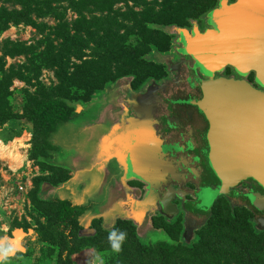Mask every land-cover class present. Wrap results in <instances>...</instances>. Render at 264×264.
Segmentation results:
<instances>
[{"label":"rangeland","instance_id":"rangeland-1","mask_svg":"<svg viewBox=\"0 0 264 264\" xmlns=\"http://www.w3.org/2000/svg\"><path fill=\"white\" fill-rule=\"evenodd\" d=\"M216 1L0 0V264H264V229L243 208L220 202L199 227L177 216L136 231L110 215L108 181L60 182L69 157L52 141L78 111L124 101L129 82L176 71L180 29ZM56 116L69 118L50 132ZM82 183L83 227L55 204L82 205Z\"/></svg>","mask_w":264,"mask_h":264},{"label":"flooded vegetation","instance_id":"flooded-vegetation-1","mask_svg":"<svg viewBox=\"0 0 264 264\" xmlns=\"http://www.w3.org/2000/svg\"><path fill=\"white\" fill-rule=\"evenodd\" d=\"M219 1L215 2L212 9L218 7ZM234 1L226 0L227 3ZM208 19L206 15L205 22L201 23L202 19L198 18L189 29H183L191 31L196 27L202 32L212 28ZM179 42L178 53L183 58L177 60L176 71L169 72L171 74L161 79L152 80L145 88L133 86L129 82L123 87L124 101L114 102L112 109L113 114L123 115L122 118L118 117L116 130L121 137L130 139L127 145L133 151L131 159L133 156L136 159L140 156L138 161H142L140 165V161L134 164L129 160L127 166L129 169L125 185L132 189L135 202L133 204L138 208V212L143 213L146 209L147 214H152L150 220L153 224L179 216V223L187 220L185 223L189 230L191 227H199L218 203L225 202L246 210L260 227L264 222V208L258 210L249 201L248 194L264 196V189L256 182L259 181L258 178L254 177V172L264 168L260 161V152L264 151V146L261 147V137L257 136L259 121L251 114L232 115L234 111L226 108L220 147L223 156L219 166L228 180L233 179L230 177V166L234 168V173L243 172L241 168L245 167L251 170V175L244 174L234 187L229 188L228 193L212 198L208 210L205 209L208 205L199 200L198 194L201 191L215 190L220 185L221 180L215 170L217 160L214 157L217 142L212 110L206 115L197 105L202 98L203 76L198 72L194 60L181 51V40ZM219 75L224 78L246 79L252 86L258 87L253 71L243 77L231 66L226 65ZM209 105L213 108V103L209 102ZM100 108L101 106L97 105L95 111ZM150 128L156 136L155 139L150 136ZM160 148L163 150L160 151ZM168 150L170 153H167ZM230 151L235 153L232 160L228 158ZM240 153L243 154L242 157ZM156 162L157 166L164 164L173 172L172 179L155 176L151 165ZM164 196L172 204L169 211L175 213L166 214L162 210L161 199ZM135 213L127 209L121 215L136 231L143 230ZM168 221L173 222L174 219Z\"/></svg>","mask_w":264,"mask_h":264},{"label":"water","instance_id":"water-1","mask_svg":"<svg viewBox=\"0 0 264 264\" xmlns=\"http://www.w3.org/2000/svg\"><path fill=\"white\" fill-rule=\"evenodd\" d=\"M207 15L208 23L212 28L202 32L196 27L191 31L180 29L179 33L181 51L194 60L198 72L203 76L202 98L197 105L206 115L208 111L213 112L217 142L214 155L217 160L215 170L221 181L217 189H206L198 194L200 202L210 205L212 198L228 193L229 188L234 187L239 182L238 180L244 177V174L251 175L249 172L251 170L245 167L241 168L244 173H234V168L230 166V177L233 179L228 180L225 179L219 167L221 156H223L220 147L222 146V123L226 108L234 111L232 115L237 113L241 116L244 114L255 116L259 121L257 123V136L261 137L259 144L261 147L264 146V0H235L231 3L220 0L218 7L210 10ZM226 65L231 66L243 77L253 71L258 87L252 86L246 79L220 76V70ZM209 102L213 103V108ZM227 114H229L228 110ZM149 132H151L150 136L155 139L156 136L153 135L151 128ZM161 150L163 148H160ZM167 153H170V150ZM260 153V161L264 166V151ZM234 156L235 153L228 152L229 160H232ZM150 159L153 160L152 157ZM255 161L257 162L256 159ZM157 165L158 162L151 165L155 176L172 179V171L164 164ZM254 173V177L259 180L256 182L264 189V168ZM248 198L258 210L264 208V196L248 194ZM161 208L166 214L175 213L169 211L165 196L161 199ZM260 228L264 229V222Z\"/></svg>","mask_w":264,"mask_h":264},{"label":"crops","instance_id":"crops-1","mask_svg":"<svg viewBox=\"0 0 264 264\" xmlns=\"http://www.w3.org/2000/svg\"><path fill=\"white\" fill-rule=\"evenodd\" d=\"M114 100L115 98L111 94L104 104L102 102L99 104L101 106L99 110L95 111L94 109L89 114L83 113L88 112V108L78 111L73 119L61 124L62 132L59 138L54 135L53 143L62 149L63 154L65 152L67 158L69 157V164L67 165L69 176L62 181L64 183L62 184L68 185L70 181L82 182L86 177L94 179V181H108V191L112 196L111 202H113V205L111 202L109 205L112 218L114 220L117 218L124 219L121 214L128 209L132 213L136 212L135 215L139 219L141 228H151L150 218L152 214H147L146 209L143 208H140L144 210L143 213L138 212V208L133 204L132 189L125 185L129 160L134 164L140 161V165L142 161H138L140 156L138 159L134 156L131 159L133 151L127 145V141L130 139L121 137L116 130L118 117L122 118L123 115L113 114ZM60 160L61 165L66 166L65 160L63 158ZM83 185L84 183L82 186L77 185L75 190L81 195L84 193ZM126 189L129 191L127 192ZM83 196H79V199L77 197L73 199L74 202L82 203L80 206L84 207V212L77 220L81 227L84 224L82 220L87 218L88 213L93 210L91 206L87 205L89 197L87 199L85 195ZM69 202L73 204L70 200ZM96 207H98L97 201L94 202V208ZM101 223L103 224V221Z\"/></svg>","mask_w":264,"mask_h":264},{"label":"trees","instance_id":"trees-1","mask_svg":"<svg viewBox=\"0 0 264 264\" xmlns=\"http://www.w3.org/2000/svg\"><path fill=\"white\" fill-rule=\"evenodd\" d=\"M27 5L32 6V3H28ZM28 6H26V8ZM132 58L136 59V56L132 57ZM56 117H58V118H56ZM56 117L54 119H51V121L48 123L51 126L50 132H52L54 130L58 121L63 120V119L68 120V118H69V117H67L65 119L66 116H56ZM67 178H68V176H66L63 180H65ZM63 180L61 179L60 182H62ZM55 204H58V206L60 207L59 209L62 212L67 213V214H71L73 216V219L75 220L76 224L78 223L77 222L78 217L84 212V207L72 205L68 200H57V202Z\"/></svg>","mask_w":264,"mask_h":264}]
</instances>
